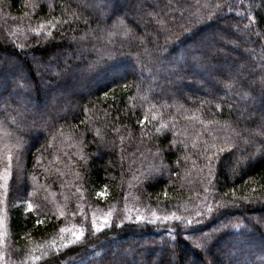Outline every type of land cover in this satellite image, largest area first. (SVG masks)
<instances>
[{"label": "trees", "instance_id": "1", "mask_svg": "<svg viewBox=\"0 0 264 264\" xmlns=\"http://www.w3.org/2000/svg\"><path fill=\"white\" fill-rule=\"evenodd\" d=\"M262 68L264 0H0V264H264Z\"/></svg>", "mask_w": 264, "mask_h": 264}, {"label": "snow or ice", "instance_id": "2", "mask_svg": "<svg viewBox=\"0 0 264 264\" xmlns=\"http://www.w3.org/2000/svg\"><path fill=\"white\" fill-rule=\"evenodd\" d=\"M196 23L198 25L199 24V21H197ZM189 28L192 29V33L193 34L197 30V27L196 26H194L192 23H189L188 24V27L185 28V29H183L186 38H187V35L189 34L188 33V29ZM208 46H210V41L208 40V38H205L204 40H201L198 43H196V44L190 46L188 49H186L185 50V55H184V57L182 59L187 62L188 61V54L191 53L192 54L191 55V61L192 62L199 63V62H201L203 60L204 55H206V53L204 52V49L206 47H208ZM195 53H201V55H196ZM157 59H158V62H160L161 64L164 63V59L162 57H158ZM175 62H176L175 60L169 61V63H175ZM261 71L264 72V68H262ZM225 72H227V76H226L227 79H231L233 77V75H238V70H235V69H232V68H229V69H226V70H221L219 74L221 76H224L225 75ZM20 79H24V77L21 75ZM253 84H255V81L254 80H251L245 86L246 87H249L252 91H255V88L252 87ZM262 87H264V84H262ZM260 126L261 127H264V116L261 117ZM221 151H223V149H221ZM225 195H227V194H225ZM245 199H247V197H245ZM231 203H234V201L231 202ZM220 206L223 207L224 205L221 204ZM28 207H29V209H31V205L30 204H29ZM208 210L211 211L212 209L209 208ZM152 215L155 216L156 215L155 212H153ZM173 217L176 220H180L181 219L179 216H175V214H173ZM170 218H172V217H169V216H164L163 217L164 220H168ZM142 219H143V217H139V216L137 217V220H142ZM37 223H40V221H37ZM187 223L190 225V224L194 223V221L188 220ZM107 224H108L107 217L104 218L102 225H98L97 220L95 219V217H93L92 227L97 232L102 231L103 226L104 225H107ZM60 231L61 232H65L66 230L65 229H61ZM83 235H84L83 229H81L79 235H77V233L75 231H73L71 233L72 239H68V242H67V244L64 245V247H68L69 245L76 243L77 241H79L81 239V237ZM171 254H172V256H175L174 249L172 250ZM155 264H175V262H174L173 259L169 258L166 261H157V262H155Z\"/></svg>", "mask_w": 264, "mask_h": 264}, {"label": "rangeland", "instance_id": "3", "mask_svg": "<svg viewBox=\"0 0 264 264\" xmlns=\"http://www.w3.org/2000/svg\"><path fill=\"white\" fill-rule=\"evenodd\" d=\"M116 74H119V71L116 73ZM114 76V75H113ZM224 93L226 94V92L224 91ZM14 163L15 164H17L16 162H13V165H14ZM21 167V166H20ZM19 167V168H20ZM16 168H18V167H16ZM15 168V165H14V170H13V174H14V177H16L17 176V169Z\"/></svg>", "mask_w": 264, "mask_h": 264}]
</instances>
